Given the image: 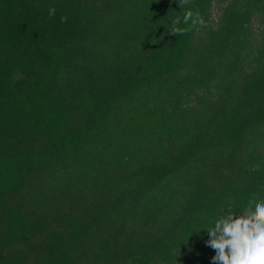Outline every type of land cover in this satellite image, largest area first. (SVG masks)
<instances>
[{"label":"trees","instance_id":"16d2710c","mask_svg":"<svg viewBox=\"0 0 264 264\" xmlns=\"http://www.w3.org/2000/svg\"><path fill=\"white\" fill-rule=\"evenodd\" d=\"M190 7L0 0V264H212L264 199V0Z\"/></svg>","mask_w":264,"mask_h":264},{"label":"clouds","instance_id":"9594fccd","mask_svg":"<svg viewBox=\"0 0 264 264\" xmlns=\"http://www.w3.org/2000/svg\"><path fill=\"white\" fill-rule=\"evenodd\" d=\"M178 4L181 9H187L182 13V22L188 27L178 26L181 23V15H178L169 27L171 35H184L204 26L199 12L191 10L192 0H178ZM55 14V7H50L48 19ZM60 22L66 23L67 16H61ZM205 230L210 237L207 246L215 251L212 264H264V199L257 200L253 196L240 214L229 212L219 216Z\"/></svg>","mask_w":264,"mask_h":264},{"label":"rangeland","instance_id":"374dc122","mask_svg":"<svg viewBox=\"0 0 264 264\" xmlns=\"http://www.w3.org/2000/svg\"><path fill=\"white\" fill-rule=\"evenodd\" d=\"M218 16V9L216 8V5H213L211 9V19H216Z\"/></svg>","mask_w":264,"mask_h":264}]
</instances>
